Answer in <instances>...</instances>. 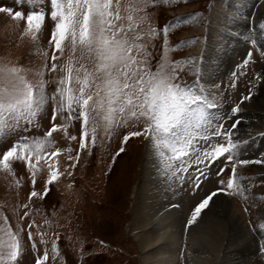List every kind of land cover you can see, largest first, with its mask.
<instances>
[{"label": "snow or ice", "instance_id": "1", "mask_svg": "<svg viewBox=\"0 0 264 264\" xmlns=\"http://www.w3.org/2000/svg\"><path fill=\"white\" fill-rule=\"evenodd\" d=\"M28 3L33 7L27 12L0 4V13L14 21L24 20L20 36L29 37L34 45L39 46L44 29L49 30L51 55L45 50L39 67L33 69L0 60V131L6 135L25 133L0 142V169L19 183L14 164L23 163L32 184L28 201L47 197L50 185L58 177L65 173L72 175L70 169L78 163L81 152H90L100 138L110 137L122 126L129 130L124 132L116 155L125 150L130 138L141 137L154 163L158 161L159 169L173 182L183 185L190 174L195 192L202 182L215 176L219 186L190 206L188 225L197 220L217 193L245 196L252 185L245 187L241 181L251 177L239 175L237 169L251 161L238 156L240 145L247 141L239 138L237 130L241 105L253 96L251 88L231 105V117L224 114L218 118L217 98L223 97L217 85L203 81L194 58H170L171 25L154 24L150 11L159 7L158 0H28ZM260 29L264 31V21ZM161 32L163 51L156 53L154 41ZM256 35L250 30L248 39L254 47L260 43L254 38ZM65 49L69 50L67 58ZM257 51L264 60V44ZM254 62L250 47L237 65L238 71L232 73V87L237 83L235 77L243 75ZM187 72H194L195 78H186ZM255 78L264 80V72H256ZM49 106L51 121L47 130L42 135H27L29 129L41 127L38 117ZM74 122L79 124L78 138L69 133ZM54 133H62L68 142L78 143L75 157L71 148L57 144ZM62 153L67 154L72 164H61ZM255 162L264 166V154ZM229 166L231 171L226 172ZM44 169L47 178L43 192H39L35 188L37 172ZM22 207L27 210L18 216L15 226L8 216L0 214V264H19L24 231L21 225L24 217L36 211L27 202ZM34 224L35 221H29L27 229L33 248L37 235L46 243L44 233L32 232ZM52 250L58 251V238L53 241ZM48 259L47 250L37 251L32 264H46Z\"/></svg>", "mask_w": 264, "mask_h": 264}, {"label": "rangeland", "instance_id": "2", "mask_svg": "<svg viewBox=\"0 0 264 264\" xmlns=\"http://www.w3.org/2000/svg\"><path fill=\"white\" fill-rule=\"evenodd\" d=\"M228 2L229 0H170V2L169 0H158L159 7L150 9V11L153 14L154 24L171 25L168 34L170 58L174 60L194 58L193 62L201 69L200 75L202 76V67L206 60L212 59L209 64L214 63V56L211 52L213 53V47L217 41L215 37H211V29L223 22L225 16H229L223 11ZM232 2L237 3L238 1L232 0ZM0 4L19 8L25 12L32 10L33 7L28 3V0H0ZM257 5L259 6L258 3H256ZM253 6L255 7V4ZM255 10L252 9L250 12L252 22L257 14ZM261 18L264 19V17ZM24 26V20L14 21L7 14L0 13V60L18 62L25 67L35 69L43 63L45 50L48 51L49 56L51 55V49L47 42L49 30L44 29L40 36L39 46H37L32 43L29 37L22 38L20 36ZM250 30L258 34L254 38L260 43L255 47L248 39ZM244 33L242 42L247 47L245 53L247 54L251 47L255 62L248 66L243 75L235 77L236 86L232 87L231 85L234 79L232 73L238 71L237 65L242 61L225 76L224 82L221 80L205 81L208 85L215 83L219 88L220 96L223 97V99L217 98L219 108L215 110V114L218 118L224 114L231 117L233 115L230 111L231 105L238 101L241 94L246 95L249 88H251L253 96L257 94L259 83L262 82L255 78V73L262 72L260 67L264 64V60L260 59L259 51H257V48L261 47L262 43L264 44V40L258 37L262 35L264 39V31L258 24L245 28ZM154 50L156 53L163 51L162 32L154 41ZM68 55L69 50L65 49L64 58H67ZM156 58L158 59L159 56L157 55ZM195 75L194 72H187L186 78H195ZM250 103L249 99L241 105L239 119H248L250 115V120L258 121L264 117V113L252 107ZM50 121L51 107L49 106L46 112L38 117L41 127H33L26 134L42 135L50 126ZM56 122L59 123V119ZM131 124L134 125V122ZM227 127L228 124L225 122V128ZM78 128L79 124L74 122V125L69 128V133L77 135L78 138ZM127 130L129 128L124 126L117 128L110 137L100 138V141L91 148L90 152H81L78 163L70 169L72 175L69 176L65 173L58 177L50 185L49 195L43 199L33 197L32 201H28V192L31 190L32 184L23 163L14 164L19 183H15L11 175L0 169V214L8 216L10 222L15 226L18 223V216H23L24 211L27 210L22 207L26 202L36 210L31 215L24 217L21 225L24 231L22 232V255L18 258L19 264H32L37 251L43 253L45 250L49 253L46 264H144L142 261L144 251L140 248L134 232L137 216L134 210L136 202L133 193L134 186L139 182V168L143 162L146 146L143 138L132 137L125 144V150L116 155L123 134ZM132 130H135V127H132ZM237 131L239 138L247 141L239 147L238 156L240 159H244V155L250 151L255 153L262 150L264 140L260 141V136L264 135L263 132H255L251 134L253 136L251 138L247 131L241 130L240 125ZM23 134L25 133L18 131L6 135L0 131V142L15 139L18 135ZM53 135L57 138V144L65 149L71 148V155L75 157L78 143L76 141L68 142L63 138L62 133ZM260 142L262 147L259 145ZM60 160L62 165L72 164V161L67 159L66 153L61 154ZM213 167L218 168L219 165ZM60 171H64L63 167ZM230 171L229 166L226 172ZM237 171L243 177H251L250 180L245 179L241 183L246 182L252 187L243 197L237 193L227 194L242 213L246 227L259 238L264 229L261 227V224L264 223V173L251 163L238 166ZM46 178L47 169L37 172L35 184L37 191L43 192ZM185 178L187 183L183 185L178 181L175 183L179 189L185 190L183 193L181 191L179 193L184 196L186 202H190V206L198 202L214 186H219L213 176L207 182H202L201 187L194 192V179L190 174ZM217 195L219 194H216L213 200H220ZM212 204L211 201L202 211V214L204 211L207 212L206 219L211 216L208 213H210ZM29 221H35L31 230L33 233H44L43 239L46 243H42L40 236L37 235L34 237L36 247L31 246L27 237ZM57 238L58 251L54 253L52 244ZM190 245V240H185L180 244L177 264H186L185 255Z\"/></svg>", "mask_w": 264, "mask_h": 264}, {"label": "bare ground", "instance_id": "3", "mask_svg": "<svg viewBox=\"0 0 264 264\" xmlns=\"http://www.w3.org/2000/svg\"><path fill=\"white\" fill-rule=\"evenodd\" d=\"M237 1L235 3L229 0L223 8L229 16H225L219 24L216 22L217 26L211 29V37L216 38L217 44L213 47V53L211 52L214 63L209 64L212 59L207 58L202 67L204 82H224L225 76L246 56L247 47L242 42L245 28L264 21L261 18L264 17V0ZM252 9H256L257 13L254 22L251 21ZM258 37L264 40L262 35ZM260 68L264 72V64ZM250 100L252 107L264 113V80L259 83L258 93ZM248 119L241 120L243 132L247 131L251 138V134L255 132L264 133V117L253 121L249 115ZM260 137V141L264 140V135ZM261 144L260 142L262 147L264 141ZM145 151L139 168V182L134 186L133 193L137 216L134 232L144 251V264H177L178 248L185 240L191 241L185 255L186 264H264V236L257 238L249 231L242 213L227 193H219V201L212 200V208L208 213L210 217L206 219L207 212L204 211L193 224L188 225L190 202H186L179 193H183L184 189H179L175 182L168 179L159 169L158 161L154 163L150 153ZM256 152L250 151L243 158L251 161L252 165L264 173V166L255 162L264 152V147ZM244 185L247 183L244 182Z\"/></svg>", "mask_w": 264, "mask_h": 264}]
</instances>
